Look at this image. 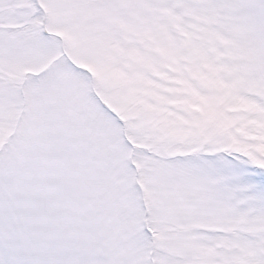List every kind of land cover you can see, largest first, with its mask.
I'll return each instance as SVG.
<instances>
[{"label": "snow or ice", "instance_id": "6c2138e0", "mask_svg": "<svg viewBox=\"0 0 264 264\" xmlns=\"http://www.w3.org/2000/svg\"><path fill=\"white\" fill-rule=\"evenodd\" d=\"M0 264H264V0H0Z\"/></svg>", "mask_w": 264, "mask_h": 264}]
</instances>
